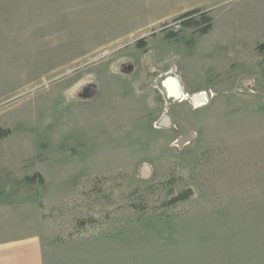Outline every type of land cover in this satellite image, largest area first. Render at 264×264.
<instances>
[{
	"label": "rangeland",
	"instance_id": "rangeland-1",
	"mask_svg": "<svg viewBox=\"0 0 264 264\" xmlns=\"http://www.w3.org/2000/svg\"><path fill=\"white\" fill-rule=\"evenodd\" d=\"M193 10L208 34L163 29ZM263 19L264 0H0V210L38 208L46 264H264ZM173 76L208 104L171 103Z\"/></svg>",
	"mask_w": 264,
	"mask_h": 264
},
{
	"label": "crops",
	"instance_id": "crops-1",
	"mask_svg": "<svg viewBox=\"0 0 264 264\" xmlns=\"http://www.w3.org/2000/svg\"><path fill=\"white\" fill-rule=\"evenodd\" d=\"M259 24L255 37L263 38L264 19ZM39 213L32 203L3 213L0 210V264H46L47 226H43Z\"/></svg>",
	"mask_w": 264,
	"mask_h": 264
},
{
	"label": "trees",
	"instance_id": "trees-1",
	"mask_svg": "<svg viewBox=\"0 0 264 264\" xmlns=\"http://www.w3.org/2000/svg\"><path fill=\"white\" fill-rule=\"evenodd\" d=\"M198 17V18H196ZM174 21H181V26L186 29H194L200 36H204L209 33L211 30L212 19L206 12H201L200 10H193L186 12L177 18ZM177 37V32L170 33L167 38L173 39ZM257 50L264 51V43L257 46ZM9 135L8 131L0 129V140L6 138ZM35 177L29 178L27 180H34ZM40 181V179H39Z\"/></svg>",
	"mask_w": 264,
	"mask_h": 264
},
{
	"label": "bare ground",
	"instance_id": "bare-ground-1",
	"mask_svg": "<svg viewBox=\"0 0 264 264\" xmlns=\"http://www.w3.org/2000/svg\"><path fill=\"white\" fill-rule=\"evenodd\" d=\"M165 89L167 90V94L169 99L173 98L175 101L179 99H183L185 97V93L183 92V88L181 87L180 81L176 77H169L164 82ZM207 99L205 98L204 94L198 95L195 94V97L192 99V102L194 103L195 106H198L201 104V102L206 101ZM179 144H183L184 141L183 139L179 140Z\"/></svg>",
	"mask_w": 264,
	"mask_h": 264
},
{
	"label": "built area",
	"instance_id": "built-area-1",
	"mask_svg": "<svg viewBox=\"0 0 264 264\" xmlns=\"http://www.w3.org/2000/svg\"><path fill=\"white\" fill-rule=\"evenodd\" d=\"M181 27H182L181 26V21H174L172 23H169V24L163 26V29L165 30V29H171L172 28L174 30H179ZM197 94L198 95L204 94L205 95V98L207 99L206 101L201 102V104H199L198 106H195L193 104V102H192V99L195 97V94L192 95V96H189V95L185 94V97L183 99H179L177 101H175V99H173V98L172 99H169L167 97V99L170 100L171 103H180V102H182L184 100V101L188 102L191 105V107H192L193 110H197L198 108H200V107L205 106V105L208 104L209 98L212 97V93L210 91H202V92H199ZM158 126H159V124H158ZM176 144H177V142H176Z\"/></svg>",
	"mask_w": 264,
	"mask_h": 264
},
{
	"label": "water",
	"instance_id": "water-1",
	"mask_svg": "<svg viewBox=\"0 0 264 264\" xmlns=\"http://www.w3.org/2000/svg\"><path fill=\"white\" fill-rule=\"evenodd\" d=\"M92 94H93V90H92V87H89V91L87 92V94L85 95L86 97V99H88V98H90V97H92ZM170 125V122H169V119H168V117H166V116H163L162 118H161V121L159 122V126H161L162 128L164 127V128H167L168 126ZM145 166H143V168H144ZM145 170V169H144Z\"/></svg>",
	"mask_w": 264,
	"mask_h": 264
}]
</instances>
